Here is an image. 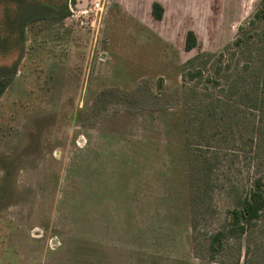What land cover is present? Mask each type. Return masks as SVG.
<instances>
[{
  "label": "rangeland",
  "instance_id": "rangeland-1",
  "mask_svg": "<svg viewBox=\"0 0 264 264\" xmlns=\"http://www.w3.org/2000/svg\"><path fill=\"white\" fill-rule=\"evenodd\" d=\"M79 3L0 0V264H264V0Z\"/></svg>",
  "mask_w": 264,
  "mask_h": 264
},
{
  "label": "trees",
  "instance_id": "trees-1",
  "mask_svg": "<svg viewBox=\"0 0 264 264\" xmlns=\"http://www.w3.org/2000/svg\"><path fill=\"white\" fill-rule=\"evenodd\" d=\"M64 8L66 10L65 12L67 13L68 3H65ZM152 14L155 18L162 19L164 7L160 2H153ZM257 15L260 16L259 13H257ZM197 43L198 40L195 32L193 30H189L186 35L185 49L190 51L196 47ZM199 73L200 71L197 73H191L190 76L194 78ZM6 87L7 83L3 80H0V96L4 93ZM213 115L215 116L216 114ZM212 136H215V134ZM263 214L264 174H261L253 180L251 187H249L245 194L239 196L235 200V206L228 211V220L226 224L211 235L210 248L219 253L224 249L225 243H227L229 240L241 239L245 235H248L252 230H254ZM192 225L194 228L196 227V224L193 223Z\"/></svg>",
  "mask_w": 264,
  "mask_h": 264
},
{
  "label": "built area",
  "instance_id": "built-area-1",
  "mask_svg": "<svg viewBox=\"0 0 264 264\" xmlns=\"http://www.w3.org/2000/svg\"><path fill=\"white\" fill-rule=\"evenodd\" d=\"M87 1L88 2L85 6L75 7L77 12L79 13V16L82 17L81 23L82 24L88 23L89 22L88 19L90 18V16H93L94 23L97 21L100 22L105 11L107 0H87ZM70 9L74 11L72 4H70Z\"/></svg>",
  "mask_w": 264,
  "mask_h": 264
},
{
  "label": "crops",
  "instance_id": "crops-1",
  "mask_svg": "<svg viewBox=\"0 0 264 264\" xmlns=\"http://www.w3.org/2000/svg\"><path fill=\"white\" fill-rule=\"evenodd\" d=\"M79 1H81V3L78 4V7H83L87 4V0H79Z\"/></svg>",
  "mask_w": 264,
  "mask_h": 264
}]
</instances>
